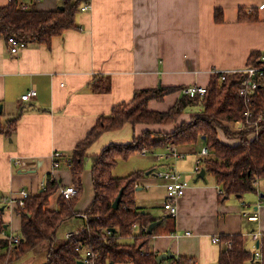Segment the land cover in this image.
<instances>
[{
	"label": "crops",
	"instance_id": "obj_1",
	"mask_svg": "<svg viewBox=\"0 0 264 264\" xmlns=\"http://www.w3.org/2000/svg\"><path fill=\"white\" fill-rule=\"evenodd\" d=\"M10 1L0 0V9ZM20 1L26 8L55 11L77 0ZM86 3L90 9L77 14V27L54 37L48 45L31 42L12 53L11 45L0 36L2 120L19 116L12 135L0 134V208L7 235L21 236L22 217L15 205L1 206L3 199L22 189L28 190L30 196L38 193L49 173L58 179L60 187L74 184L68 158L99 119L110 115L117 105L132 101L135 93L143 89L179 88L162 101L148 103L151 111L167 112L182 96V89L191 85L207 87L214 71L245 69L252 55L264 54V0ZM95 77L109 82V90H93ZM32 89L37 96L23 101L22 95ZM192 108L173 125L126 123L118 130L104 132L87 153L91 157L110 144H129L146 131L172 132L198 113L189 112ZM229 126L232 131L239 129L238 125ZM254 135L256 131L250 138ZM219 138L226 144L239 143L221 130ZM203 148L202 143L178 147L185 157L177 159H158L155 153L163 151L159 149L139 152L140 157L152 155L156 161L152 168L141 164L133 171L142 174L136 183L138 210L159 221L147 251L158 257L171 255L160 264H220L223 253L230 251L224 242L238 236L250 257L244 264H253L255 252L264 244V178L257 179L250 192L227 195L211 174L206 172L204 179H197L194 170L203 166ZM55 153L61 154L57 169ZM88 163L76 207L79 214L66 224L70 228L65 239L70 232L85 227L82 213L94 199L90 160ZM172 168L180 171L189 185L177 202V215L171 219L163 208L165 183L157 173ZM114 171L115 177H124ZM60 196L58 191L51 197V210L58 209ZM255 215L257 218L251 219ZM137 231L138 228L134 230ZM215 237H220L221 242L214 243Z\"/></svg>",
	"mask_w": 264,
	"mask_h": 264
},
{
	"label": "trees",
	"instance_id": "obj_2",
	"mask_svg": "<svg viewBox=\"0 0 264 264\" xmlns=\"http://www.w3.org/2000/svg\"><path fill=\"white\" fill-rule=\"evenodd\" d=\"M86 2L88 0H77L65 3L63 9L39 11L34 7L26 8L20 0H11L0 9V36L7 41L14 36L27 44L37 42L48 45L54 37L77 27L76 16ZM260 56L252 55L247 67L257 64ZM222 77L221 73H215L205 95L192 98L182 94L167 112L151 111L148 103L151 100L162 101L179 88L160 86L137 91L132 101L119 104L110 115L102 116L88 136L77 145L72 156L71 172L73 182L79 188L78 195L72 199L60 196L58 209L51 210V197L58 193L61 185L49 173L45 187L28 198L25 209L18 210L22 217L21 241L11 250L0 254V264H15L46 243L50 247L46 264H77L88 249L98 254L96 264H160L158 255L146 248L152 237L148 232L149 225L157 219L141 213L136 205V183L142 174L133 172L124 177L113 174L118 159H128L144 148L165 151L170 143H175L179 148L202 143L208 149V154L202 157L200 170L205 169L214 176L225 194L238 195L254 190L256 180L264 178V123L260 125L258 134L250 138L255 130L246 129V105L239 94L244 74H228L225 79ZM91 86L95 91H108L110 83L102 77H95ZM191 107L202 110L172 132L146 131L129 144H110L91 157L87 153L104 132L118 130L126 123L133 126L173 125ZM254 111L256 115H264V83L254 99ZM2 119L0 114V134L12 135L17 129L19 116L7 122ZM229 124L238 125L239 129L232 131ZM220 130L227 138L238 139L239 143L230 145L222 142ZM89 160L94 199L82 213L83 218L86 216V231L58 243L59 230L79 214L76 207L83 193V173ZM122 189L120 205L114 209L113 204ZM3 213L0 208V233L6 227ZM133 225L138 226L137 233L132 231ZM110 228H115V231ZM227 239L232 240L233 247L223 253L220 264H244L248 261L250 257L241 238ZM1 245L6 248L7 241H2Z\"/></svg>",
	"mask_w": 264,
	"mask_h": 264
},
{
	"label": "built area",
	"instance_id": "obj_3",
	"mask_svg": "<svg viewBox=\"0 0 264 264\" xmlns=\"http://www.w3.org/2000/svg\"><path fill=\"white\" fill-rule=\"evenodd\" d=\"M90 9V5L86 3L82 7V11H86ZM9 44L11 45L12 53H18L21 49H24L27 46V43L24 41L19 40L18 38L12 36L9 38ZM215 73H221L223 75V79H225L226 75H231L235 73H242L244 74V78L241 84V88L239 91L240 97L244 100L246 105V129H254L256 134H258V130L260 125L264 123V115L259 114L256 115L254 111V99L260 89L262 83H264V54L260 57L257 64L253 66H248L245 69L236 70V71H214ZM207 92V87L205 86H197L191 85L183 89V94L188 95L189 97H195L197 95L203 96ZM37 96V91L32 89L28 91L26 94L22 95L21 99L23 101H29L32 98ZM151 152L150 149L144 148L141 153L146 154ZM158 159H166L170 157L174 158H184L185 154L180 152L178 146L175 143H170L165 151L155 153ZM202 154L207 155L208 149L203 148ZM61 154L55 153L54 155V167L57 169L60 166L59 158ZM17 161L16 163H18ZM67 163L69 167H72V158H68ZM195 174H199L200 167L197 166L195 168ZM158 178L164 181L165 189H166V199L163 205L164 211L170 216H176L178 213V200L185 194V191L188 187V182L184 178V175L176 170V169H167L162 170L157 173ZM45 187V183L42 184L41 188ZM60 195L63 196L65 199H72L76 197L79 193V188L72 184L65 187H60L59 189ZM30 197V192L28 190L22 189L15 195L11 197L3 199L1 202V206H16L17 210L25 209L27 200ZM86 218V216H84ZM256 215L252 216L251 219H256ZM137 225H133L132 231L137 229ZM80 230V231H79ZM79 230H74L67 235V238H72L78 235L79 232H85L86 228L83 227ZM110 232V231H109ZM257 238L262 239L261 236H257ZM2 241H7V247H3L1 245ZM21 241V236H17L14 234H6L5 231L0 233V254L11 250L14 248L19 242ZM214 243H220L221 238L215 237L213 239ZM226 249L232 250L233 243L232 241H225ZM81 245V244H80ZM82 249V248H81ZM77 248V250H81ZM99 256L97 253L92 252L91 250H85L79 260L80 264H96ZM253 264H264V244L258 247L257 251L254 254Z\"/></svg>",
	"mask_w": 264,
	"mask_h": 264
},
{
	"label": "rangeland",
	"instance_id": "obj_4",
	"mask_svg": "<svg viewBox=\"0 0 264 264\" xmlns=\"http://www.w3.org/2000/svg\"><path fill=\"white\" fill-rule=\"evenodd\" d=\"M188 112V111H187ZM189 112H199L198 107H194L189 109ZM140 153H136L128 159H118L117 167L115 168L114 173L117 176H126L131 172L135 171L137 167L141 166V164H145L147 166H152L156 163L155 157L150 155L148 157H140ZM144 165V166H145ZM194 176V175H193ZM70 228V226H63L58 232V243L65 240V232ZM49 245L46 243L41 248H37L33 250L31 253L27 254L22 260L16 262L15 264H46L48 262V253H49Z\"/></svg>",
	"mask_w": 264,
	"mask_h": 264
},
{
	"label": "water",
	"instance_id": "obj_5",
	"mask_svg": "<svg viewBox=\"0 0 264 264\" xmlns=\"http://www.w3.org/2000/svg\"><path fill=\"white\" fill-rule=\"evenodd\" d=\"M60 9H63V7H60ZM2 110H3V107L0 108V114L2 113ZM205 174H206V170L205 169H201L199 174H198V177L197 179H204L205 178ZM123 192L124 190L122 189L120 191V194L118 195L117 199L115 200L114 204H113V208L114 209H118L119 205H120V202H121V199H122V195H123ZM159 224V221H156L154 223H152L150 226H149V229H148V232L150 234L153 233V229L155 226H157ZM111 231H115V228H110ZM171 255L170 254H162L158 257V261L161 262L163 259H166V258H169ZM77 264H80V262H78Z\"/></svg>",
	"mask_w": 264,
	"mask_h": 264
}]
</instances>
